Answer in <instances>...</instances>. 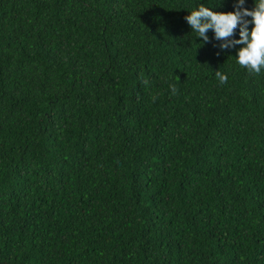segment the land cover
I'll return each mask as SVG.
<instances>
[{"label":"trees","instance_id":"16d2710c","mask_svg":"<svg viewBox=\"0 0 264 264\" xmlns=\"http://www.w3.org/2000/svg\"><path fill=\"white\" fill-rule=\"evenodd\" d=\"M196 3L0 0V264H264V70Z\"/></svg>","mask_w":264,"mask_h":264},{"label":"clouds","instance_id":"9594fccd","mask_svg":"<svg viewBox=\"0 0 264 264\" xmlns=\"http://www.w3.org/2000/svg\"><path fill=\"white\" fill-rule=\"evenodd\" d=\"M222 4L223 0L211 6L197 0L184 19L201 46L210 41L211 30L221 51L235 49L236 63L260 73L264 70V0H253L251 7L247 0H233L231 10H216ZM217 76L221 83L226 82L227 74L217 72Z\"/></svg>","mask_w":264,"mask_h":264}]
</instances>
